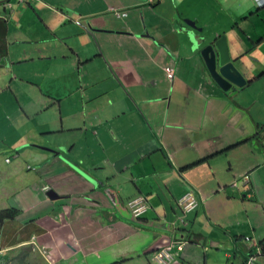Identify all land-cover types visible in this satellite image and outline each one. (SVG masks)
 I'll use <instances>...</instances> for the list:
<instances>
[{
	"label": "crops",
	"instance_id": "1",
	"mask_svg": "<svg viewBox=\"0 0 264 264\" xmlns=\"http://www.w3.org/2000/svg\"><path fill=\"white\" fill-rule=\"evenodd\" d=\"M196 35H226L248 84L221 90ZM140 195L151 208L135 218ZM10 208L0 264H154L180 237L172 264H246L264 247V0H0Z\"/></svg>",
	"mask_w": 264,
	"mask_h": 264
},
{
	"label": "water",
	"instance_id": "2",
	"mask_svg": "<svg viewBox=\"0 0 264 264\" xmlns=\"http://www.w3.org/2000/svg\"><path fill=\"white\" fill-rule=\"evenodd\" d=\"M185 22L193 29L199 30L198 32L203 31V29L197 27L194 21L186 20ZM193 45L194 48L200 51L211 79L221 90L228 91L232 87L243 88L248 84L246 77L231 57L226 35L216 37L210 41L208 38L196 35L193 38ZM87 177L91 179L90 176ZM56 196L54 191L48 192L50 199H59L58 196L55 198Z\"/></svg>",
	"mask_w": 264,
	"mask_h": 264
},
{
	"label": "built area",
	"instance_id": "3",
	"mask_svg": "<svg viewBox=\"0 0 264 264\" xmlns=\"http://www.w3.org/2000/svg\"><path fill=\"white\" fill-rule=\"evenodd\" d=\"M165 71L169 80L172 81L176 78L177 71L173 65H168L167 67H165ZM245 178L247 181L249 177H245ZM180 204L182 206L183 218H184L186 214L190 213L192 210L197 208L198 200L192 192H188L181 198ZM130 206L132 207L133 213L136 217H139L147 210V206L144 203L143 197H139L131 201ZM185 244L186 243L184 242L182 243L171 242L167 246L162 248L158 253H156L153 260L155 261L156 264H171L175 257L174 249L177 248L178 250L183 251ZM248 264H255L254 259H251Z\"/></svg>",
	"mask_w": 264,
	"mask_h": 264
},
{
	"label": "clouds",
	"instance_id": "4",
	"mask_svg": "<svg viewBox=\"0 0 264 264\" xmlns=\"http://www.w3.org/2000/svg\"><path fill=\"white\" fill-rule=\"evenodd\" d=\"M172 81H173V80H172ZM8 161H9V160H8ZM29 168H31V167H29ZM246 177H248V176H246ZM42 190H43L44 192H46V193H48V192H50V191H54V190H52L51 187H49V186H44V187H42ZM188 192H192V193L194 194V196L196 197V195H195V193H194V191H193L192 189L187 190V191H186V192L180 197V199H179V205H180V207H181V211H182V206H181V204H180V200H181V198H182L185 194H187ZM139 197H143V198H144V203H145L146 206H147V210H146L142 215H140L139 217H136V216L134 215V213H133V209H132V207L130 206V203H131V201H133V200H135V199H137V198H139ZM196 198H197V197H196ZM51 200H52V199H51ZM197 200H198V198H197ZM128 204H129V207H130V209H131V213H132V215H133L135 218H141V217H143V216H144V215L150 210V208H151V206H150V204H149V200H148L147 197L144 196V195H140V196H137V197L131 199V200L128 202ZM198 207H199V201H198V206H197V208H198ZM197 208H195L194 210H192L190 213L186 214V216H185L184 218H183V211H182V216L180 217V223H182L183 225H187V224L189 225L188 216H189L192 212L196 211ZM245 240H246L247 242H250V241H251V238H247V239H245ZM171 242H180V243L184 242V243H186L183 251H180V250H178L177 248L174 249V256H175V257H174V260H173V262H174L177 253H178V254H181V256L184 254L186 248H187L188 245L190 244V240H189L187 237H184V238H183V237H180L179 239H173V240L169 241L165 246H167V245H168L169 243H171ZM259 245H260V246H258L257 248L255 247V250H253V251L251 252V254L249 255V257H248V259H247V261H246V264H248L249 261H250L251 259H254V263H255V264H258V263H257L258 258L264 255V248H263V246H262L261 244H259ZM33 246H34V248H33L34 250L37 249L35 243L33 244ZM165 246H164V247H165ZM164 247H162V248H164ZM162 248H160L156 253H158ZM39 252H42V250L39 249ZM156 253H155L154 256H153V259H154L155 255H156ZM173 262H172V263H173ZM153 263L156 264L154 260H153ZM172 263H171V264H172Z\"/></svg>",
	"mask_w": 264,
	"mask_h": 264
},
{
	"label": "trees",
	"instance_id": "5",
	"mask_svg": "<svg viewBox=\"0 0 264 264\" xmlns=\"http://www.w3.org/2000/svg\"><path fill=\"white\" fill-rule=\"evenodd\" d=\"M20 214H21V210L18 208L0 210V250L2 246V232L4 225L8 221L15 220Z\"/></svg>",
	"mask_w": 264,
	"mask_h": 264
},
{
	"label": "rangeland",
	"instance_id": "6",
	"mask_svg": "<svg viewBox=\"0 0 264 264\" xmlns=\"http://www.w3.org/2000/svg\"><path fill=\"white\" fill-rule=\"evenodd\" d=\"M226 163H227V165H226ZM226 163H225V165L227 166V170L229 171V172H233V171H231V169H230V166H229V161H226ZM223 165V164H222ZM242 179H241V183L239 182V183H237V185H236V188H238L239 186H241L242 185V187H245V186H248V184H249V182H250V178H248L247 179V181H246V178H245V176H243V177H241ZM239 181V180H238ZM237 182V181H236Z\"/></svg>",
	"mask_w": 264,
	"mask_h": 264
}]
</instances>
